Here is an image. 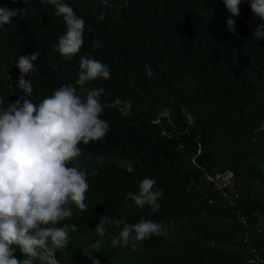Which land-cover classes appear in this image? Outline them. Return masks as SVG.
I'll return each mask as SVG.
<instances>
[{
    "label": "trees",
    "instance_id": "1",
    "mask_svg": "<svg viewBox=\"0 0 264 264\" xmlns=\"http://www.w3.org/2000/svg\"><path fill=\"white\" fill-rule=\"evenodd\" d=\"M63 2L85 21L84 44L71 60L55 50L66 25L47 0H0L19 9L0 26V108L24 95L17 86L20 55H39L24 77L32 81L34 104L62 85L79 91L81 56L110 71L109 79L86 85L103 89L100 118L110 127L103 139L81 143L82 154L69 162L89 173L88 209L72 205L73 215L56 225L76 226L56 253L59 264H91L82 249L97 241L90 255L100 264H249L252 249L264 259V39L251 35L264 20L248 0L233 17L235 35L223 0ZM144 178L162 191L155 213L125 199ZM103 215L152 220L167 234L113 246L123 224L98 235ZM14 255L24 258L19 247Z\"/></svg>",
    "mask_w": 264,
    "mask_h": 264
},
{
    "label": "clouds",
    "instance_id": "2",
    "mask_svg": "<svg viewBox=\"0 0 264 264\" xmlns=\"http://www.w3.org/2000/svg\"><path fill=\"white\" fill-rule=\"evenodd\" d=\"M255 17L264 20V0H248ZM54 6L55 15L62 17L66 31L58 37L55 50L65 59L71 60L84 44L85 21L63 0H47ZM107 4V0H102ZM231 14L226 23L234 35L235 20L239 16L241 0H223ZM19 9L0 6V26L12 23ZM103 19V15L99 17ZM254 39H264V23H258L252 30ZM93 49L101 44L93 41ZM38 53L20 55L16 66L22 74L17 86L23 96L7 107L0 108V264H59L56 253L69 243V231H75L74 224L56 226L73 215L72 205L80 211L88 209L84 203L89 184L85 169L69 166V162L82 154L79 147L103 139L109 130V123L102 120L104 106L99 97L102 88L86 85L98 78H110L109 67L97 59L81 56L76 85H62L52 95L39 103H32L33 85L25 79L34 70ZM148 76L152 72L146 66ZM4 101L0 98V105ZM130 102L126 103L125 114H129ZM189 119L192 118L189 116ZM128 172L134 169L126 166ZM91 175H95L92 172ZM155 180L144 178L136 193L128 192L125 199H131L139 208L150 206L152 213L160 208L161 190H154ZM122 230L113 238L112 245H127L130 241L143 242L150 236L167 234V228L158 222L142 219L132 224L113 220L107 215L99 217L95 232L103 236L109 225ZM100 242L84 248L91 264H100L90 252H96ZM135 243L133 247H135ZM19 247L23 259L15 257Z\"/></svg>",
    "mask_w": 264,
    "mask_h": 264
},
{
    "label": "built area",
    "instance_id": "3",
    "mask_svg": "<svg viewBox=\"0 0 264 264\" xmlns=\"http://www.w3.org/2000/svg\"><path fill=\"white\" fill-rule=\"evenodd\" d=\"M225 185H222V188H224ZM239 221L241 222V224H244V220L239 219ZM249 264H264V259L261 257V255L258 253V251H256L255 249L251 250V256L249 257L248 260Z\"/></svg>",
    "mask_w": 264,
    "mask_h": 264
}]
</instances>
